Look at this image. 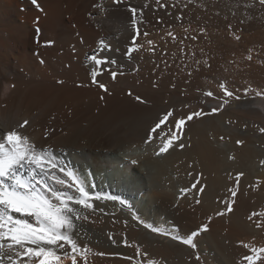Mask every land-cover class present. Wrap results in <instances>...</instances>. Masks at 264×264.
I'll use <instances>...</instances> for the list:
<instances>
[{
    "label": "bare ground",
    "instance_id": "1",
    "mask_svg": "<svg viewBox=\"0 0 264 264\" xmlns=\"http://www.w3.org/2000/svg\"><path fill=\"white\" fill-rule=\"evenodd\" d=\"M37 2L42 11L31 0H0V130L28 120L22 134L80 176L90 172L92 193L127 202L93 200L95 211L85 210L88 220L77 221V242L91 250L87 264H246L242 257L252 254L251 246L264 247V226H256L264 225V97L255 95L264 92V6L258 0H161L164 9L154 0ZM129 6L142 10L139 26L149 33L137 38L143 47L131 59ZM101 40L111 48L102 50ZM92 55L117 61L99 66L97 80L107 92L91 81L95 65L86 56ZM109 70L118 73L115 80ZM221 83L241 99L211 113L223 102ZM208 91L217 98L205 96ZM168 110L175 119L209 114L185 124L183 149L177 142L157 156L158 133L166 138L175 131L173 118L145 141ZM197 180L196 189L181 193ZM141 220L183 237L203 224L208 230L194 238L193 249ZM262 262L264 254L256 264Z\"/></svg>",
    "mask_w": 264,
    "mask_h": 264
},
{
    "label": "snow or ice",
    "instance_id": "2",
    "mask_svg": "<svg viewBox=\"0 0 264 264\" xmlns=\"http://www.w3.org/2000/svg\"><path fill=\"white\" fill-rule=\"evenodd\" d=\"M31 2L36 8L40 9L37 0H31ZM112 2L119 5L123 0H112ZM154 2L161 9L168 6L166 3H161V0H154ZM258 2L261 6H264V0H258ZM94 7L101 6L94 5ZM144 7H149V5L145 4ZM40 10L42 11V9ZM127 10L130 13V27L134 33L131 36L132 47H129L126 53L128 58L131 59L130 54L133 51H139L143 47V45L137 43V38L141 37V35L148 37L149 33L147 31L142 32L139 26L142 23V10L131 6ZM176 19H181V17L177 16ZM40 31L37 27L36 32L39 34ZM201 31L203 32L204 29H201ZM167 35L173 41L177 40L173 32L168 31ZM191 38L196 39L194 36ZM234 38L239 40L240 36L235 35ZM81 42L83 41L81 40ZM45 43L51 45L54 42L46 41ZM146 43L153 45L152 40H147ZM180 43L183 44V41L181 40ZM100 47L102 50L111 48L103 40L100 41ZM151 50L153 49L149 48V51ZM180 51L183 52V48ZM247 59L251 60L252 57L249 55ZM86 60L94 62L95 65L90 72L92 83L94 85L98 84L100 89L107 92V86L97 80V77L101 75L99 66L106 63L115 65L117 61L115 59L109 61L107 58L98 59L96 55L86 56ZM40 63H44V61L41 60ZM205 63L207 62L205 61ZM109 71L111 78L115 80L118 73L115 70ZM120 74L122 75L123 73ZM219 88L223 91V97L218 99H222L223 102L219 108H212L211 113L220 111L224 105L229 103L231 98L241 99L233 91H229L225 84H219ZM247 91L245 89V94H247ZM204 95L217 98L214 97L212 91L205 92ZM255 95L264 97V92L257 91ZM136 99L139 101L141 98L137 96ZM207 114L209 113L192 111L186 117L175 119L173 111L168 110L150 129L145 142L152 141L154 139L153 133H156L157 129H160L161 125H165L169 118L172 117L175 131L169 129L170 135H167L166 138H164L165 133L163 131L158 133L162 140L159 151L155 155L165 154L177 142L182 140L184 126L188 121ZM28 124L29 121L24 120L22 124H18L11 130L6 132L0 130V264H65V261H70V264H78V257L83 259L84 264H87V256L91 250L86 245L81 247L77 242L76 237L79 235L77 229L81 227L77 224V221L88 220V216L84 214L85 210L95 211L93 200L119 201L124 206H128L127 202L117 196L99 192L92 193L89 189L94 188L95 185L90 184L88 181L91 173L88 172L85 176H80L75 170L68 167L63 160L58 159L50 148L38 147L31 141L29 136L22 134L21 130ZM260 131L264 133V128H261ZM45 135H47V132ZM237 143L241 144L242 141H237ZM178 146L183 149L185 144L180 142ZM130 163L135 165L138 161L133 159ZM22 169H28V174L23 175ZM58 173L63 174L62 177ZM242 175L243 173L237 174V183ZM49 180L53 183H49ZM53 184L65 186L69 189L74 188L77 195L74 196L67 191H61L54 187ZM198 184L199 180L193 183L191 188L181 189V193H188L192 189H196ZM199 191L203 192L204 188L200 187ZM231 195L235 197L236 191L232 190ZM196 203H200V201L196 200ZM232 203H226L228 212L232 211ZM77 205L79 207H76ZM216 215H224V212H218ZM253 215H256V213H253ZM261 215H264V213H261ZM133 218L139 219L135 215ZM251 218L250 216L249 219ZM209 220H211V217H209ZM140 223L144 224V227L150 229L153 233L169 236L172 240L190 246L193 249L197 247L194 238L198 237L201 232L208 230V224H203L197 231H193L187 237H183L153 227L142 220ZM256 226L259 228L264 225L257 223ZM125 244H127L126 241ZM243 246L245 248L250 247L248 244ZM250 251L252 254L242 257V260L246 264H256V261L261 260V255L264 254V247L251 246ZM59 252L63 254L60 255L58 254ZM99 255H104V253H99ZM137 255H139V249H137ZM196 259L199 260L200 256L197 255ZM149 264H153V262L150 261Z\"/></svg>",
    "mask_w": 264,
    "mask_h": 264
}]
</instances>
